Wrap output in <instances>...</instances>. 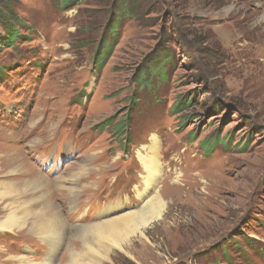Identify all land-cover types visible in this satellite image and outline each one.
I'll return each instance as SVG.
<instances>
[{"label":"rangeland","instance_id":"rangeland-1","mask_svg":"<svg viewBox=\"0 0 264 264\" xmlns=\"http://www.w3.org/2000/svg\"><path fill=\"white\" fill-rule=\"evenodd\" d=\"M125 2L134 15L118 25L112 52L96 71V46L110 37L112 9ZM10 4L32 33L0 47V169L20 151L23 159L15 160L40 180L37 210L44 196L66 221L63 240L53 242V264L86 259L83 236L104 209L136 212L158 196L160 218L122 249L113 246L108 259H92L264 264V0H79L70 9L55 0ZM165 47L168 80L138 89L140 69ZM180 101L187 107L170 111ZM106 118L111 124L100 126ZM118 121L127 137L117 132ZM217 136L221 143L204 150ZM152 149L160 169L145 188L137 156ZM18 178L0 172V180ZM3 208L1 202L0 215ZM14 230L0 229V264L19 263L6 262L5 254L41 263L48 251L43 238L26 227Z\"/></svg>","mask_w":264,"mask_h":264},{"label":"bare ground","instance_id":"bare-ground-1","mask_svg":"<svg viewBox=\"0 0 264 264\" xmlns=\"http://www.w3.org/2000/svg\"><path fill=\"white\" fill-rule=\"evenodd\" d=\"M23 157L24 155L20 151H15L10 156L9 164L0 169V172L3 174H9L13 171L19 173V181L17 182H13L11 179L0 180V203H4V208L1 210L2 214L0 215V229L14 233V229L26 227L43 238V242L48 246V251L41 263L27 260L23 255L5 254L7 256L5 260H7L6 262L18 260V264H53L56 253L55 248L63 240L62 231H64L66 221L63 220L62 214L55 207L54 203L49 204L44 200V196L37 198L36 202L40 206L37 210L34 202L36 199L33 196L36 190H40V188L36 187V184L38 185L40 180L27 165L25 169L24 164L20 163L19 160H15L16 158L23 159ZM137 157L146 173L144 177L145 188H149L157 178L160 169L157 152L152 149L149 156H145L139 152ZM27 173H30V175L25 177ZM177 182V180L170 181V184L175 185ZM175 191L177 192L179 189ZM27 196L32 197V205L26 199ZM76 197V190H71L69 203H73ZM139 197L144 200L145 193L139 192ZM119 210V206L104 209L101 216L103 219L95 224H91L88 227V233L83 236L86 252L81 255L88 256L86 259H80L72 255L74 258L70 261L71 264H98L92 258L108 259L109 254L114 251L113 246L117 249H122L123 244L127 243L130 235H142L143 229L152 220L160 218L164 210V203L162 198L158 196L153 200L143 201V204L136 212L113 215ZM54 240H57L58 243L53 244ZM144 244L145 242L142 241L143 246ZM145 247L146 245L143 248Z\"/></svg>","mask_w":264,"mask_h":264},{"label":"trees","instance_id":"trees-1","mask_svg":"<svg viewBox=\"0 0 264 264\" xmlns=\"http://www.w3.org/2000/svg\"><path fill=\"white\" fill-rule=\"evenodd\" d=\"M57 5L63 9L72 8L79 0H55ZM130 15H134L131 11V6L128 2L119 3L116 6V9H112V18L105 26V32L110 35L108 39L104 37L101 38L100 42L96 46V53L92 59V62L97 65L99 63V67H97L96 71H99L106 62V59L112 52L116 39L118 37L117 28L118 25L124 21L125 17H130ZM19 26L24 27L26 33H32V26H27V24H23L22 20L17 17L14 12L13 5L10 4V0H1L0 1V27L1 32H4L3 35H0V47H9L15 46L20 38L28 37L27 34H21L19 32ZM166 41L169 43L168 39ZM166 44V43H165ZM165 47V49L160 50L156 56L151 57L144 66L140 69V72L137 74L136 83L138 84V89L151 91L153 90L152 80L155 79V85L164 84L168 80L169 76V66L171 60V50ZM170 51V52H169ZM97 73V72H96ZM188 103L186 101H180L179 103H173L170 106V111H177L181 106L186 108ZM125 121V120H123ZM111 124V118L104 119L99 125L100 126H108ZM117 132L120 135H125L126 125L125 123L118 121L116 122ZM126 136V135H125ZM127 137V136H126ZM128 141L129 139L126 138ZM221 143L220 138L215 137L209 140L205 146L204 150H211L212 147ZM210 148V149H209Z\"/></svg>","mask_w":264,"mask_h":264}]
</instances>
